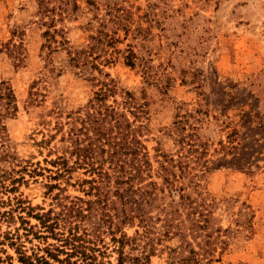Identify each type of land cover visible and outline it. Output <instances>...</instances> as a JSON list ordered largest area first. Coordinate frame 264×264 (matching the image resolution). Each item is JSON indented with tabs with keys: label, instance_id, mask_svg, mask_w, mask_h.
Instances as JSON below:
<instances>
[{
	"label": "rangeland",
	"instance_id": "rangeland-1",
	"mask_svg": "<svg viewBox=\"0 0 264 264\" xmlns=\"http://www.w3.org/2000/svg\"><path fill=\"white\" fill-rule=\"evenodd\" d=\"M46 1L53 8L66 3ZM116 2L130 33L125 39L119 32L120 43L106 46L93 61L98 71L91 63L69 67L63 50L53 53L50 62L44 58L43 22L49 20L40 14L38 0H0V83L11 90L15 104V111L8 110L6 100L0 99V264H57L53 256L63 260L59 251L70 252L65 240L72 236H51L38 216L62 215L63 206L94 196L82 191L89 180L82 170L68 179L49 178L55 171L51 162L64 146L55 127L60 122L66 130L68 114L87 105L106 81L105 74L119 88L143 95L144 144L150 158L154 148L168 155L178 152L175 122L197 127L206 158L213 161L200 184L214 200V223L227 230L219 234L225 245L217 247L218 262L213 264H264V0ZM79 4L81 10L71 12L69 5L62 18L55 17V26L75 48L89 44L94 36L87 25L92 15L82 0ZM127 45L162 84L144 82ZM235 135L242 144L239 149L247 147L252 155L240 169L219 162L236 152H227L228 137ZM12 179L17 182L11 186ZM54 184L60 189L50 188ZM108 198L118 200L111 194ZM156 213L152 210L150 216L159 234L134 236L136 226L122 227L127 238L136 239L134 250L125 246L124 253L154 248L149 264H167L171 250L179 253L178 259L187 257L182 238L198 250L202 236H177L172 229L160 232ZM72 220L78 232L86 230L88 236L80 237L99 253L101 264H117L119 250L113 238L121 236L108 235L106 217L98 211Z\"/></svg>",
	"mask_w": 264,
	"mask_h": 264
},
{
	"label": "trees",
	"instance_id": "trees-1",
	"mask_svg": "<svg viewBox=\"0 0 264 264\" xmlns=\"http://www.w3.org/2000/svg\"><path fill=\"white\" fill-rule=\"evenodd\" d=\"M80 1L66 0V3L53 8L49 7L48 1L38 0L40 14L49 20L42 21L46 30L43 33L44 43L41 48L45 49L44 58L48 62L53 53L63 50L69 67L83 68L91 63L99 71L98 65L93 61L100 59L101 53L106 52L104 50L106 46L114 47L120 43L119 32H123L126 39L130 29L117 0H82L84 8L92 15L87 25L94 36L85 46L80 48L71 46L63 36V29L55 26L57 22L55 17L62 18L64 9L69 5L71 12L81 10ZM55 36H59L60 40H56ZM127 46L130 48L127 51L133 56L134 65L141 69L144 82L155 86L162 84L163 80L159 77L153 78L151 68L142 62L140 64L131 46ZM104 78L106 81L100 83V88L87 105L68 114L66 130H63L64 124L56 123L55 132L61 133V142L64 146L56 160L51 162L55 171H51L53 176L49 178L68 179L72 172L82 170L83 175L89 178L86 182L88 189L82 191L86 196H94V200L83 201L78 198L71 206H63L62 215L50 218L47 213L38 216V220L42 221L41 224L51 236H72L65 240L70 252L59 251L65 258L63 260L56 256L52 258L57 264H76L77 261H80L79 264H101L98 260L99 253L85 246V241L80 237L88 236L86 230L78 232L72 220L99 211L102 217H106L108 235L116 236L119 233L121 236L119 239L113 238L119 250L117 264H149L155 252L154 248L149 252L141 250L136 254L123 252L125 246H130V251L134 250L136 239L127 238L122 227L136 226L134 236L159 234L158 231H154L156 222L150 216L152 210H155L156 220L160 222L158 226L160 232L168 233L172 229L177 236H202V241L197 243L198 250L182 238V244L187 249V257L178 259L176 256L179 253L171 250L167 264L218 262L214 258L217 247L225 245L219 234L227 230L222 231L221 227L214 223V200L200 184L203 172L210 168L208 165L213 161L206 158V144L197 135V127L194 124L185 126L184 121L180 120L175 122L173 132L180 147L178 152L175 155H168L159 148H154V155L150 158L144 144L147 105L142 102L143 95L137 96L130 90L119 88L108 74H105ZM2 84L0 83V99L6 100L8 110L12 108V111H15L11 90ZM237 137L236 135L228 137L231 146L227 152L236 150L231 159L227 160L223 156L219 162L240 169L248 165L252 155L247 152V147L243 151L239 149L242 144ZM222 150H225V147ZM15 182L17 180L12 179L11 186ZM79 186L82 188L84 184L79 183ZM50 188L60 189L58 184ZM12 190L14 187L9 191ZM110 194L118 200L109 199ZM57 229L60 232H56ZM92 236L99 235L93 233ZM72 257L77 259L70 262L69 259Z\"/></svg>",
	"mask_w": 264,
	"mask_h": 264
}]
</instances>
